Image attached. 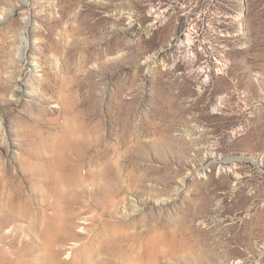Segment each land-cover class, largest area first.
<instances>
[{"label": "rangeland", "instance_id": "obj_1", "mask_svg": "<svg viewBox=\"0 0 264 264\" xmlns=\"http://www.w3.org/2000/svg\"><path fill=\"white\" fill-rule=\"evenodd\" d=\"M0 264H264V0H0Z\"/></svg>", "mask_w": 264, "mask_h": 264}]
</instances>
